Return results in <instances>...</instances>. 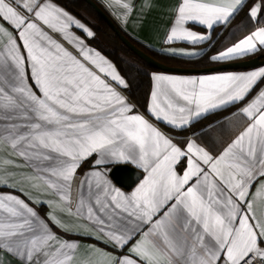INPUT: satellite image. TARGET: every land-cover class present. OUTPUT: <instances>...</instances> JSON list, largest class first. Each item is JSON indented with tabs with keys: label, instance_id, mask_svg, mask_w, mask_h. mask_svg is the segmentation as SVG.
Segmentation results:
<instances>
[{
	"label": "snow or ice",
	"instance_id": "1",
	"mask_svg": "<svg viewBox=\"0 0 264 264\" xmlns=\"http://www.w3.org/2000/svg\"><path fill=\"white\" fill-rule=\"evenodd\" d=\"M104 4L219 67L134 96L59 0H0V264H264V66L223 70L264 54V0Z\"/></svg>",
	"mask_w": 264,
	"mask_h": 264
},
{
	"label": "trees",
	"instance_id": "2",
	"mask_svg": "<svg viewBox=\"0 0 264 264\" xmlns=\"http://www.w3.org/2000/svg\"><path fill=\"white\" fill-rule=\"evenodd\" d=\"M94 1L104 10V12L108 14V16L114 21V23L117 25L124 36H126L135 46L143 50L154 59L167 65L179 67L202 68L213 65L198 58L184 59L181 57H173L161 53L154 48L145 46L144 44L140 43L132 36H130L126 31H124L97 0ZM59 2L92 27L93 31L95 32V38L89 40L88 42L94 47L101 50L105 55L109 57V59L117 63L122 69L126 68L134 77V96L141 94L147 85L148 77L142 74H138L137 69L143 70V72L147 73L157 71V69L149 66L143 59H141L130 48H128L109 28L106 22L84 0H59ZM216 117L217 115H209L207 117V120L201 121V124L208 123L214 120ZM194 127L199 128L200 124L194 125Z\"/></svg>",
	"mask_w": 264,
	"mask_h": 264
},
{
	"label": "water",
	"instance_id": "3",
	"mask_svg": "<svg viewBox=\"0 0 264 264\" xmlns=\"http://www.w3.org/2000/svg\"><path fill=\"white\" fill-rule=\"evenodd\" d=\"M87 4H89L95 12L106 22V24L109 26V28L119 37V39L128 47L130 48L136 55H138L141 59H143L149 66H151L154 69L166 71V72H182V73H198V72H208L210 70H214L218 65H212L208 67H202V68H193V67H179V66H173V65H167L165 63H162L147 53H145L143 50L135 46L126 36H124L117 25L114 23V21L108 16L106 12L94 1V0H84ZM237 65H242L247 63L246 67H229L225 68L223 70H239V69H249L252 67L264 65V54L259 53L257 55H254L249 58H245L240 61L233 62ZM128 167H131L129 165Z\"/></svg>",
	"mask_w": 264,
	"mask_h": 264
},
{
	"label": "crops",
	"instance_id": "4",
	"mask_svg": "<svg viewBox=\"0 0 264 264\" xmlns=\"http://www.w3.org/2000/svg\"><path fill=\"white\" fill-rule=\"evenodd\" d=\"M97 1L110 14V16L117 22V24L120 25V27L124 31H126L130 36H132L134 39H136L140 43L144 44L145 46L154 48V49L158 50L159 52H161L160 49L163 47V45L158 40L157 31L154 28V26H158V25L164 23V21L161 19V16L164 15L163 10L161 8H153L148 13V18L144 22V25L137 29V28L133 27L131 22L127 26L122 25L121 22L112 14V12L108 8L105 7L104 0H97ZM171 2H172V0H154V3L160 4V5H165V4H168V3H171ZM135 3L137 5H139L141 3V0H135ZM71 13L74 14L73 12H71ZM74 15H76V14H74ZM77 17L80 18L79 16H77ZM82 21L84 23H86L84 20H82ZM86 24L92 29V27L88 23H86ZM77 34H82V33L78 32ZM160 35H162V31L160 32ZM178 46L191 47L190 45H187V44L178 45ZM161 53H163V52H161ZM164 54H166V53H164ZM166 55H168V54H166ZM245 58H249V57H245ZM184 59H188V58H184ZM192 59H194V58H192ZM260 66H264V65H260ZM256 67H258V66H256ZM250 69L251 68H249V69H239V70H229L228 69V70L229 71H244V70H250ZM155 72H164V73H168V74H199V73H203V72H198V73L166 72V71H161V70H157ZM217 118H218V116L215 119H217ZM13 264H15V262H13Z\"/></svg>",
	"mask_w": 264,
	"mask_h": 264
}]
</instances>
